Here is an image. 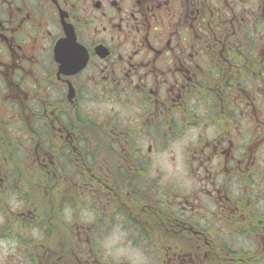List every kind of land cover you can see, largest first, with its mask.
<instances>
[{"label": "flooded vegetation", "instance_id": "af4514ba", "mask_svg": "<svg viewBox=\"0 0 264 264\" xmlns=\"http://www.w3.org/2000/svg\"><path fill=\"white\" fill-rule=\"evenodd\" d=\"M264 264V0H0V264Z\"/></svg>", "mask_w": 264, "mask_h": 264}, {"label": "clouds", "instance_id": "9594fccd", "mask_svg": "<svg viewBox=\"0 0 264 264\" xmlns=\"http://www.w3.org/2000/svg\"><path fill=\"white\" fill-rule=\"evenodd\" d=\"M144 264H147V257L144 258Z\"/></svg>", "mask_w": 264, "mask_h": 264}]
</instances>
